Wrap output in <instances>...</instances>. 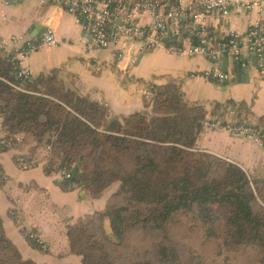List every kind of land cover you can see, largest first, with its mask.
Here are the masks:
<instances>
[{
    "label": "trees",
    "instance_id": "obj_1",
    "mask_svg": "<svg viewBox=\"0 0 264 264\" xmlns=\"http://www.w3.org/2000/svg\"><path fill=\"white\" fill-rule=\"evenodd\" d=\"M14 73L0 57L6 79L0 78V116L7 138L22 134L42 141L49 135L52 155L45 169L51 174L69 168L73 177L66 189L76 182L99 196L118 185L104 210L68 229L70 251L83 264H121L133 234L151 255H137L133 264H188L173 235L184 219L229 249L260 250L264 264V178H251L238 164L196 147L208 114L203 105L189 103L177 86L153 87L151 110L109 121L108 106L81 98L55 75L40 86L28 85L34 91L29 93L10 84L17 82ZM8 148L0 142V151ZM0 264H36L7 237L1 217Z\"/></svg>",
    "mask_w": 264,
    "mask_h": 264
},
{
    "label": "crops",
    "instance_id": "obj_2",
    "mask_svg": "<svg viewBox=\"0 0 264 264\" xmlns=\"http://www.w3.org/2000/svg\"><path fill=\"white\" fill-rule=\"evenodd\" d=\"M252 18L247 12H234L228 18L210 19L209 30L219 37L230 29L245 31ZM48 27L55 30L60 42L31 53L26 62L33 74L31 85L40 86L55 75L81 98L108 106L109 121L116 118L122 122L136 111L152 109L153 87L174 85L189 103L203 105L208 111L206 117L253 123L264 130V75L255 53L248 55L245 66L229 58L220 60L217 68L230 74L224 81L202 76L215 67L208 57L182 56L165 46L136 54V64L129 67L127 60H118L116 50L88 48L87 32L65 7L42 0L12 4L0 0V57L14 71L16 61L8 57L10 38L22 35L37 39ZM6 133L0 116V139ZM31 137L23 138L27 139L25 148L15 143L0 151V173L6 177L0 182V217L5 233L22 256L36 264H83L81 256L70 251L68 229L104 210L118 185L99 196L79 185L64 188L66 180L61 174H48L45 169L49 158L43 156L50 143L42 145ZM196 147L238 164L251 178H264V148L251 138L203 129ZM21 153L34 162L29 169L18 165ZM103 227L110 233L108 220ZM24 230L39 236L43 250L31 245Z\"/></svg>",
    "mask_w": 264,
    "mask_h": 264
},
{
    "label": "built area",
    "instance_id": "obj_3",
    "mask_svg": "<svg viewBox=\"0 0 264 264\" xmlns=\"http://www.w3.org/2000/svg\"><path fill=\"white\" fill-rule=\"evenodd\" d=\"M6 4L18 0H3ZM43 3L65 7L76 17L87 32L88 48L113 49L119 61L127 60L129 67L136 64V54L151 51L159 46L182 56L204 55L215 65L202 76L216 81L229 79L228 72L220 71L217 64L229 58L243 66L248 63V55H257V66L264 75V0H42ZM234 12L253 15L245 31L230 29L221 37L209 30L210 19L228 18ZM12 48L8 57L16 61L14 76L17 82H10L16 89L33 93L29 88L33 74L27 59L42 46H54L60 42L55 30L48 27L37 38L13 35ZM1 79L6 80L1 77ZM203 129L227 131L232 137L251 138L264 148V130L248 122H227L208 116L203 121ZM8 133L1 144L11 146L13 140L21 142L22 134L10 139ZM52 146L49 144L43 157L50 158ZM21 169H29L33 161L21 153L17 156ZM64 180L71 179L72 173L66 166L59 167ZM6 177L0 173V182ZM73 187L78 186L72 182ZM31 237L40 241L37 234Z\"/></svg>",
    "mask_w": 264,
    "mask_h": 264
},
{
    "label": "rangeland",
    "instance_id": "obj_4",
    "mask_svg": "<svg viewBox=\"0 0 264 264\" xmlns=\"http://www.w3.org/2000/svg\"><path fill=\"white\" fill-rule=\"evenodd\" d=\"M29 139L30 135H26ZM49 135H46L44 140L38 142H47ZM33 138V137H31ZM35 138V137H34ZM17 147L25 148L27 146V139L17 142ZM39 144V145H38ZM37 146L40 147L41 143H38ZM46 145V144H45ZM31 158V157H28ZM261 202V201H260ZM262 204V202H261ZM258 206V205H256ZM197 228L192 226L191 221L184 219L182 225H178L173 229L174 240L178 242V245L181 249L182 258L188 264H262L261 259L263 253L256 248H239V249H229L218 239H209L207 240L204 235L195 231ZM138 240H141V237H137L136 234H133L131 238L130 247H128L124 258L121 264H131L137 255L142 256V259H149L151 255L145 254L143 248L147 246L146 243L140 244ZM150 244V243H148ZM145 245V246H144ZM152 245H150L151 249ZM153 248V247H152ZM141 259V258H140ZM133 264V263H132Z\"/></svg>",
    "mask_w": 264,
    "mask_h": 264
},
{
    "label": "water",
    "instance_id": "obj_5",
    "mask_svg": "<svg viewBox=\"0 0 264 264\" xmlns=\"http://www.w3.org/2000/svg\"><path fill=\"white\" fill-rule=\"evenodd\" d=\"M257 58V57H256ZM256 62H257V59H256ZM249 67H251V66H249Z\"/></svg>",
    "mask_w": 264,
    "mask_h": 264
}]
</instances>
